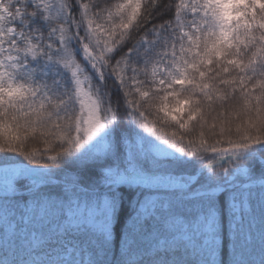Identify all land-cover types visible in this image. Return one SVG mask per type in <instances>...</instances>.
Wrapping results in <instances>:
<instances>
[{
  "label": "snow or ice",
  "instance_id": "obj_1",
  "mask_svg": "<svg viewBox=\"0 0 264 264\" xmlns=\"http://www.w3.org/2000/svg\"><path fill=\"white\" fill-rule=\"evenodd\" d=\"M0 264H264V0H0Z\"/></svg>",
  "mask_w": 264,
  "mask_h": 264
}]
</instances>
